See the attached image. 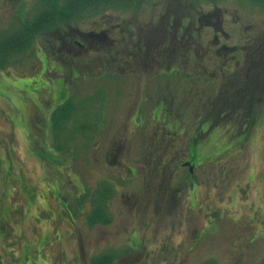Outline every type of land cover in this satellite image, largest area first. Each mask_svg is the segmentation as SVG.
Here are the masks:
<instances>
[{
	"label": "rangeland",
	"instance_id": "1",
	"mask_svg": "<svg viewBox=\"0 0 264 264\" xmlns=\"http://www.w3.org/2000/svg\"><path fill=\"white\" fill-rule=\"evenodd\" d=\"M40 1L0 0V35L17 30L22 18H34ZM197 1L201 11L228 9L245 24L264 20V6L251 0ZM150 10L149 4L141 8L142 13ZM103 15L72 27L88 29ZM54 39L45 35L37 40L48 56ZM239 39L235 29L233 43ZM38 51L34 45L22 58L11 57L8 63L4 57L0 63V264H94L107 253L114 254L112 264H264L263 113L247 145L237 143L229 152L245 139L247 127L243 123L237 131V115L225 118L232 122L220 121L210 135L223 133L226 138L218 139L216 158L199 164L192 174L198 187L192 191L194 199L188 198L191 191H181L180 199L164 202L157 191H127L139 187V179L124 182L119 178L124 165L105 166L95 155L101 158L95 145L103 154L110 142L111 132L104 129L115 105L128 94L122 84L126 75L106 68L96 77L80 79L56 67L53 58L42 59V67L34 65L40 62ZM52 71L57 78L48 75ZM65 76L76 84L68 88V109L60 102H36L42 89L43 98H55ZM181 118L186 128L199 130L198 116ZM210 122L204 120L205 131ZM100 133L103 138L97 140ZM173 134L172 129L151 136L142 132L139 139L145 145L159 144ZM190 136L187 130L185 144ZM203 146L199 143L197 149ZM202 154L201 149L193 162L205 160ZM187 172L178 169L174 178L186 189L191 187L184 181ZM106 201L107 221L90 224L92 210L104 208Z\"/></svg>",
	"mask_w": 264,
	"mask_h": 264
},
{
	"label": "flooded vegetation",
	"instance_id": "2",
	"mask_svg": "<svg viewBox=\"0 0 264 264\" xmlns=\"http://www.w3.org/2000/svg\"><path fill=\"white\" fill-rule=\"evenodd\" d=\"M192 5L190 0H161L147 13L140 11L142 5L136 6L130 16L116 12L90 29L60 36V50L95 54L105 48L108 55L99 61V57L75 61L68 65V73L85 76L108 68L126 75L122 84L128 94L112 112L108 125L115 134L105 157L125 164L131 173L126 179L142 177L146 187L141 191H178L169 185L167 173L173 175L178 164L194 168L192 155L180 161V129L169 117L211 115L220 93L226 103L236 100L221 114L264 112V20L245 24L228 9L198 12ZM235 29L240 33L238 43H233ZM167 129L177 134L159 144H128V132L151 136ZM194 143L191 139L188 148Z\"/></svg>",
	"mask_w": 264,
	"mask_h": 264
},
{
	"label": "trees",
	"instance_id": "3",
	"mask_svg": "<svg viewBox=\"0 0 264 264\" xmlns=\"http://www.w3.org/2000/svg\"><path fill=\"white\" fill-rule=\"evenodd\" d=\"M130 0H44L43 10L19 30L0 38V56L11 51H23L35 36L54 29L59 23L77 21L108 10L114 4L126 6ZM108 257L100 258L97 264H108Z\"/></svg>",
	"mask_w": 264,
	"mask_h": 264
}]
</instances>
